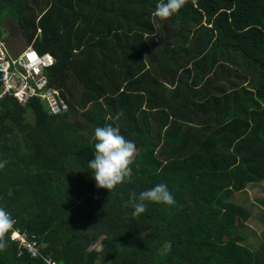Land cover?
Wrapping results in <instances>:
<instances>
[{
	"label": "trees",
	"instance_id": "trees-1",
	"mask_svg": "<svg viewBox=\"0 0 264 264\" xmlns=\"http://www.w3.org/2000/svg\"><path fill=\"white\" fill-rule=\"evenodd\" d=\"M158 2L0 0V38L6 21L49 54L67 104L0 99V207L37 248L7 237L0 264H264V237L240 243L242 195L264 182V0H187L166 20ZM117 124L137 151L110 193L88 163L95 129ZM158 184L175 204L133 217L132 194Z\"/></svg>",
	"mask_w": 264,
	"mask_h": 264
},
{
	"label": "clouds",
	"instance_id": "clouds-1",
	"mask_svg": "<svg viewBox=\"0 0 264 264\" xmlns=\"http://www.w3.org/2000/svg\"><path fill=\"white\" fill-rule=\"evenodd\" d=\"M186 3L187 0H159L155 10L151 13V15L160 20H166L178 13ZM12 27L15 33V30L18 26L14 25ZM2 32L4 34H11V32H7L5 28L2 29ZM0 42L3 44L1 39ZM28 47L31 48L33 54L31 56L29 55L28 57H25L24 52ZM7 54L11 59H19L22 64L21 68L23 70H28L32 74L34 73L36 66L38 64L40 65L39 61L46 64L44 67H42L43 73L44 68H47L53 64V60L49 54L39 56L33 50L29 42L16 57H11L8 51ZM49 61L50 63H48ZM47 87L55 91L58 99L62 101L67 107L66 102L61 99L59 92L54 88L49 87L48 82ZM40 102L43 103V101ZM44 109L48 113L46 110V105ZM121 116H123L122 111L114 119L119 121ZM93 139L95 141L93 152L94 158L89 161L88 168L92 172L93 178L96 182V187L100 189H107L111 193L118 185H121L126 179L131 178L133 172L130 165L134 163V158L137 151L136 144L131 140H126L125 137L121 135L118 124L116 126L105 125L103 127H97L94 131ZM7 163L8 162L6 160L0 161V169H3ZM146 202L171 206L175 204V198L165 184H158L151 189L142 191L138 198L135 196V194H132L130 203L134 208V211L132 212L133 217H139L146 212ZM15 224L16 220L13 218L11 213L5 210L3 207H0V251L7 247L8 240L6 238L14 234ZM41 259L43 260V264H56V262L50 257H41Z\"/></svg>",
	"mask_w": 264,
	"mask_h": 264
},
{
	"label": "built area",
	"instance_id": "built-area-1",
	"mask_svg": "<svg viewBox=\"0 0 264 264\" xmlns=\"http://www.w3.org/2000/svg\"><path fill=\"white\" fill-rule=\"evenodd\" d=\"M33 52L28 47L24 56H31ZM49 60V58H48ZM36 66L34 73L23 70L21 62L11 59L3 44L0 42V99L4 96L12 97L20 105H25L29 99L37 97L46 105V110L51 115L63 114L67 109L66 105L60 101L55 91L47 87V79L42 72V67L46 64L40 62ZM50 63V61L48 62ZM10 238L18 243V246L31 255L37 254L36 241L29 239L28 236L15 226V232ZM19 252L21 250L18 248Z\"/></svg>",
	"mask_w": 264,
	"mask_h": 264
},
{
	"label": "rangeland",
	"instance_id": "rangeland-1",
	"mask_svg": "<svg viewBox=\"0 0 264 264\" xmlns=\"http://www.w3.org/2000/svg\"><path fill=\"white\" fill-rule=\"evenodd\" d=\"M5 29H11L8 22H3ZM264 200V182L248 184L242 195L241 204L250 212V217L241 228V244L248 247L251 251L255 250L258 242L264 237V207L261 201ZM14 238V236H10ZM14 240V239H13ZM97 250L100 248L97 242L94 246Z\"/></svg>",
	"mask_w": 264,
	"mask_h": 264
},
{
	"label": "water",
	"instance_id": "water-1",
	"mask_svg": "<svg viewBox=\"0 0 264 264\" xmlns=\"http://www.w3.org/2000/svg\"><path fill=\"white\" fill-rule=\"evenodd\" d=\"M1 41L11 57H16L28 44L22 30L17 27L14 34L2 33Z\"/></svg>",
	"mask_w": 264,
	"mask_h": 264
},
{
	"label": "crops",
	"instance_id": "crops-1",
	"mask_svg": "<svg viewBox=\"0 0 264 264\" xmlns=\"http://www.w3.org/2000/svg\"><path fill=\"white\" fill-rule=\"evenodd\" d=\"M12 26H14V24H11L9 27L11 28L8 32L10 33L11 32V34H14V29H13V27ZM60 95V94H59ZM61 97V96H60Z\"/></svg>",
	"mask_w": 264,
	"mask_h": 264
},
{
	"label": "flooded vegetation",
	"instance_id": "flooded-vegetation-1",
	"mask_svg": "<svg viewBox=\"0 0 264 264\" xmlns=\"http://www.w3.org/2000/svg\"><path fill=\"white\" fill-rule=\"evenodd\" d=\"M6 31L8 32V29H6Z\"/></svg>",
	"mask_w": 264,
	"mask_h": 264
}]
</instances>
